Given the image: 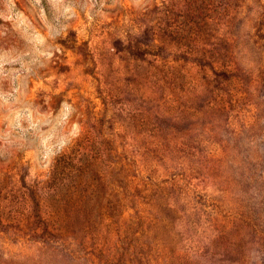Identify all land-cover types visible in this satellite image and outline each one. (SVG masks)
I'll use <instances>...</instances> for the list:
<instances>
[{"label": "rangeland", "instance_id": "1", "mask_svg": "<svg viewBox=\"0 0 264 264\" xmlns=\"http://www.w3.org/2000/svg\"><path fill=\"white\" fill-rule=\"evenodd\" d=\"M0 264H264V0H0Z\"/></svg>", "mask_w": 264, "mask_h": 264}]
</instances>
